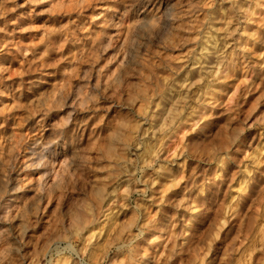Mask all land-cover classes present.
Listing matches in <instances>:
<instances>
[{
	"label": "clouds",
	"instance_id": "obj_1",
	"mask_svg": "<svg viewBox=\"0 0 264 264\" xmlns=\"http://www.w3.org/2000/svg\"><path fill=\"white\" fill-rule=\"evenodd\" d=\"M0 264H264V0H0Z\"/></svg>",
	"mask_w": 264,
	"mask_h": 264
}]
</instances>
